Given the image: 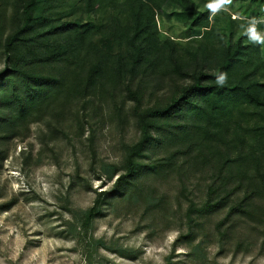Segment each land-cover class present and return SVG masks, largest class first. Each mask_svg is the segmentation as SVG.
I'll list each match as a JSON object with an SVG mask.
<instances>
[{
  "label": "trees",
  "instance_id": "1",
  "mask_svg": "<svg viewBox=\"0 0 264 264\" xmlns=\"http://www.w3.org/2000/svg\"><path fill=\"white\" fill-rule=\"evenodd\" d=\"M202 1L0 0V144L35 122L53 140L67 116L84 132L88 110L122 98L133 105L115 112L135 117L140 137L124 169H104L114 193L181 164L211 173L202 218L227 212L219 230L239 218L264 231V0ZM233 2L239 20L225 11Z\"/></svg>",
  "mask_w": 264,
  "mask_h": 264
},
{
  "label": "rangeland",
  "instance_id": "2",
  "mask_svg": "<svg viewBox=\"0 0 264 264\" xmlns=\"http://www.w3.org/2000/svg\"><path fill=\"white\" fill-rule=\"evenodd\" d=\"M194 2L205 10V2ZM239 8L228 3L225 11L239 20ZM178 10L170 3L163 14ZM154 87L147 106L156 102ZM116 100L88 110L84 132L67 116L53 140L44 138L46 123L35 122L23 138L0 144V264H264L262 228L235 218L223 235L227 212L199 215L210 172L182 173L179 164L168 174L139 176L124 195L112 191L105 167L124 169L140 137L137 119L115 112L133 102ZM98 198L99 214L82 224Z\"/></svg>",
  "mask_w": 264,
  "mask_h": 264
}]
</instances>
